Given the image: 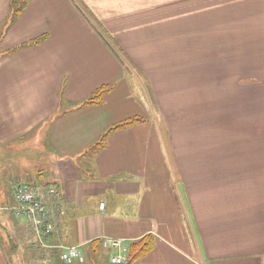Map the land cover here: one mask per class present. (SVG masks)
<instances>
[{
    "label": "crops",
    "instance_id": "1",
    "mask_svg": "<svg viewBox=\"0 0 264 264\" xmlns=\"http://www.w3.org/2000/svg\"><path fill=\"white\" fill-rule=\"evenodd\" d=\"M19 1L0 0V264H114L107 238L145 236L139 264H264V0H79L110 33L133 1H170L187 20L171 44L118 39L143 62L170 46L153 102L77 0H28L10 21ZM103 84L101 102L81 105ZM32 135L40 145L21 154ZM14 182L39 186L50 234L16 214ZM70 245L91 259L63 262Z\"/></svg>",
    "mask_w": 264,
    "mask_h": 264
},
{
    "label": "rangeland",
    "instance_id": "2",
    "mask_svg": "<svg viewBox=\"0 0 264 264\" xmlns=\"http://www.w3.org/2000/svg\"><path fill=\"white\" fill-rule=\"evenodd\" d=\"M76 3V2H75ZM78 7L86 13V16L88 17L89 21L95 26L98 31L100 32L101 36L108 41L110 44H112V47L114 48L115 53L118 55L119 59L122 61L125 71L127 75L130 77L134 85L139 88L142 93L146 94L149 100L154 101L153 97V89L159 88L155 82H157L159 79L162 81V85L160 87H163V78L161 77V73L159 72L160 68H163L164 71V77L166 79L171 78L170 74V59L166 58L165 56L170 55V46L168 49H154V53L161 55L159 57L154 58L156 60V65L152 66V62L154 59L146 58L143 62L142 56L147 51L145 49H138V53L134 51L133 54H139L141 60L139 59V56H137L135 59H133L132 55L130 56L125 49L121 47L119 44V38L122 36L125 40H133V43H141V44H171V37H172V30L180 25H186L187 20L184 22H178L177 19L173 18V12L171 5L172 3L170 1H163V2H130L132 10L133 17L127 16L124 18H111L114 22L113 26L116 29L115 32L110 33L109 30L104 26V24L101 22V18L99 16H96L88 6L83 1L77 0ZM208 5L213 6L217 5L214 2H211V4L208 3ZM218 6V5H217ZM128 9L130 7L128 6ZM140 12V15H139ZM136 14L138 16H136ZM187 19V18H186ZM142 31V33L134 34L137 35L135 37L132 34V31L138 32ZM131 33V34H130ZM145 35V36H144ZM138 38V41H137ZM159 46V45H158ZM161 47V45H160ZM140 61L142 62L140 64ZM154 104V103H153ZM161 119V117H160ZM162 131L164 138H166V132H165V125L161 124ZM35 135H32L28 141L23 142L20 141V144L16 145V148L21 151V154L24 152H27L31 154L33 152L35 146L37 143L40 145V139ZM36 140V142H34ZM40 140V141H39ZM166 140V139H165ZM168 147V144H167ZM169 148V147H168ZM31 149V151H30ZM6 152L10 154L11 148L6 149ZM33 157V155H32ZM34 158L35 164L38 165L43 161L42 156L36 155ZM15 183V182H14ZM84 257L91 259V253L88 251V248L82 249ZM90 263V261L88 262Z\"/></svg>",
    "mask_w": 264,
    "mask_h": 264
},
{
    "label": "built area",
    "instance_id": "3",
    "mask_svg": "<svg viewBox=\"0 0 264 264\" xmlns=\"http://www.w3.org/2000/svg\"><path fill=\"white\" fill-rule=\"evenodd\" d=\"M54 192V187L50 188ZM13 194L17 204L15 211L17 215L25 217L30 221L39 235L50 234L54 230V224L50 218L47 204L44 202L39 186L29 183H15ZM103 203H101V206ZM104 245L111 248L110 262L123 264L128 258V245L121 237L107 238ZM60 259L65 263L75 260L83 261L84 254L77 245L64 246L60 252Z\"/></svg>",
    "mask_w": 264,
    "mask_h": 264
},
{
    "label": "trees",
    "instance_id": "4",
    "mask_svg": "<svg viewBox=\"0 0 264 264\" xmlns=\"http://www.w3.org/2000/svg\"><path fill=\"white\" fill-rule=\"evenodd\" d=\"M28 0H20L19 4L14 10L12 11V15L10 17V21H14L16 16L19 14V12L22 10L23 6L27 3ZM112 85L109 84H103L99 88H97L94 92H92L83 102H81V105L88 104V103H97L101 102L103 100V97L105 93L111 89ZM137 120H140V118L137 117H128L125 118L119 122H116L112 124L111 126L107 127L99 136V138L91 145L92 151H98L102 147H104L106 143L107 136L114 130H117L122 127H128L129 125L133 124ZM46 187L50 185L49 182L44 184ZM91 245L93 247V251H98L100 247L103 246L101 240H94L91 242ZM152 246V240L150 236H145L141 239L134 240L130 242L128 246V258L127 261L123 264H139L138 260L140 257H142L146 252L150 250ZM102 249V248H101ZM94 255V252L93 254Z\"/></svg>",
    "mask_w": 264,
    "mask_h": 264
}]
</instances>
